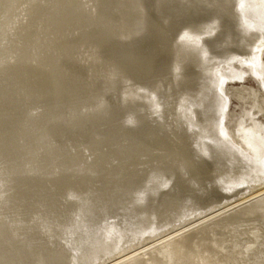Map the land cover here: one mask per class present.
I'll return each mask as SVG.
<instances>
[{
    "label": "bare ground",
    "instance_id": "1",
    "mask_svg": "<svg viewBox=\"0 0 264 264\" xmlns=\"http://www.w3.org/2000/svg\"><path fill=\"white\" fill-rule=\"evenodd\" d=\"M30 1L9 20L19 17ZM6 2L0 0L2 19ZM76 2L47 0L18 24L10 76L17 90L5 89L27 107L1 128L10 134L15 120L22 117L3 144L15 171H7L16 188L12 198L19 201L20 196L26 208L51 212L55 216L47 215L53 220L60 218L55 211L63 205L58 197L63 194L59 171L48 158L52 170L46 177L53 188L47 194L38 169L46 157L38 159L29 173L26 156L19 157L17 150L22 145L24 151L31 147L41 125L47 126L46 138L62 129L61 123L71 117L65 113L62 118V109L77 106V82L72 86L73 82H61L64 76L59 75L52 55L53 48L71 40L73 26L88 32L87 16ZM108 3L122 13L118 29L124 35L117 38L109 28H102V47L91 49L93 60L100 62L99 83L93 88L79 83L82 91L87 88L83 99L88 98L91 107L76 129L86 139L91 138L86 131L93 130V122L105 133L122 130L128 142L122 145L118 138L109 137L105 144L121 147L125 156H120V162L132 167L135 183L123 189L115 204L98 210L88 207L87 223L97 233L93 238L76 239L69 232L64 244L69 252L49 250L48 255H37L24 264H149L146 251L162 264H227L221 254L226 245L240 246L234 256L239 264H264V124L251 114L256 107L264 115V105L259 107L255 94L251 95L245 116L234 126V138L223 125L224 85L248 74L233 64L247 66L261 81L264 78L259 61L264 53V0ZM45 63H53L52 71L42 68ZM245 120L246 127L242 126ZM89 186H95V181ZM91 189L81 187V192ZM2 203L0 191V213L6 218ZM60 236L65 237V232Z\"/></svg>",
    "mask_w": 264,
    "mask_h": 264
},
{
    "label": "rangeland",
    "instance_id": "2",
    "mask_svg": "<svg viewBox=\"0 0 264 264\" xmlns=\"http://www.w3.org/2000/svg\"><path fill=\"white\" fill-rule=\"evenodd\" d=\"M45 1L47 0H32L27 2L19 11V17H15V19L11 18L10 20L9 18L16 14V10L21 7L26 0H7L2 8V10L5 11V16L4 19L0 16V21L2 20L1 23H3L0 27V129L3 126L7 128V126L11 124L10 120L13 115L18 114L22 108H27L24 102L19 101L17 95L16 98H13V93H10L13 89L17 90V85H12L10 83V80H12L10 77L12 66L15 61L13 59L14 51L17 43L14 38V33L17 30L16 27L32 10L37 7H44ZM76 3L79 5V8L82 6L83 15L87 16V23H89V25L86 26V30L88 32L84 30L85 27L83 29V26L79 28L73 26L72 28L74 29L70 32L71 40L67 44L61 45L59 48L60 50L58 48H53L52 55L53 57L56 56L54 62L56 66L59 67V75L64 76L61 82L68 81V84L73 82L71 86L72 84L75 85V82H77V85H75V94L78 96V100L76 99L75 103L77 106L75 105L76 108L73 107V109L70 107L62 109V118L65 113H67L66 118H68V114H70L71 117L69 116L67 120H64V123H61L62 129L53 130L47 138V134L44 132L47 126L46 128H43V125L38 127L36 131L37 134H34L35 137L33 136L32 138L34 141L29 143L31 147L26 148L30 151L28 155L27 150L24 151V149H21L23 145L17 150L19 157L24 158V155L26 156L24 158V166L27 167L29 173L33 172L31 168L34 164H38V159L45 160L46 157L47 161L45 163L39 162L42 167L37 168L41 173V180L45 186V190H47V194L50 189L53 188V184H51V181L48 182L49 178L47 179L46 177H49L48 174H51L52 170V167L46 164L48 158L52 161L53 168L59 171L60 180L62 182L61 191L63 194L61 197H58L63 200V205L55 212H58L57 216L60 218L57 217L58 219L53 220V218L48 216L49 213H52H48V211L42 208H40L42 210L39 211H35L37 209L33 208H26V206L23 205L24 200L21 199L20 196H18L21 200L20 202L16 198H12L16 188L8 172L11 171L12 174V171H15L12 169L11 161L8 164V159L3 151L4 149L8 152V148H5L3 144L7 141V137L9 138L15 133L16 126L18 124L20 125L22 121V117L20 116V120H15L17 123L13 126L10 134L7 131L3 133L0 130V157H2L3 162L2 164L0 163V179L1 182H4L9 188V191L7 189L5 190L7 186L3 183L5 187L3 185V190L1 191L5 194L6 199L2 211L7 220L3 214L0 213V251L5 253H3V255L0 253V264L30 263L37 255H48L49 250H65L69 252V250H66L64 244L71 232L76 236V239H82L87 235L93 238L97 233L94 235L96 228H92L90 226L92 224L87 223V221H90L88 211L91 212L88 210V207L98 210V208H102L104 204H115L114 202H118L119 198L122 196L123 189L129 187L133 182L135 183V174L132 167L125 162H120V156H122V159H124L125 156L121 147L112 145L107 146L105 144V139L109 137L118 138L122 145L128 142L129 139L122 134V130L113 129L110 133L108 131V133H105L106 131H102L101 127L93 122V130L86 131L91 138L86 139L83 135L84 133L77 132L78 129H76L80 126L78 124L82 121L81 119L89 114L88 111L91 107V104L87 105V101L90 102L88 98L83 99L85 95L83 92H86L85 90L87 88L82 91L83 87H81L80 84L83 85L86 82L87 87L93 88L96 83H99L96 79V75L100 67V62L93 60L91 49H93L94 46L102 47L104 43V36L100 37V35H102L100 34L102 28H109L111 33L114 32L118 35L117 38L123 37V30L118 29L122 23L123 15L109 7L108 0H77ZM102 16L104 19L101 25L100 18ZM7 23L9 24L8 32L6 35L2 36L6 30ZM116 28L117 30H115ZM2 38L4 40L3 42H1ZM259 58V61L264 67V53ZM45 64L46 65H43L42 68L48 67L49 71H52L51 67L54 66L53 63L52 65L51 63ZM233 68L237 70L242 69L248 74L241 80L226 81L224 85V95H226L225 97L227 98V105L223 125L232 138L235 136L234 126L239 119L245 116V109H247L250 104L251 95L255 94L259 107L264 105V78L261 81L250 74L247 66H241L236 62L233 64ZM6 86L9 88V94L5 92ZM261 110L255 107L251 110V114L256 116V120L264 124V115ZM247 125L248 122L246 120L243 121L242 126L246 127ZM38 137L43 139L39 141L37 139ZM118 158L120 159L118 160ZM3 160H6V162ZM27 169H25V171ZM93 180L95 181V186H89V183ZM261 184L264 185V183ZM19 186L21 187L22 184ZM81 187L94 189L87 190V193H84L81 192ZM99 189L100 192H98ZM73 193L75 195L71 196ZM248 194L249 193H245V196ZM239 196L241 195H238L236 199L239 198ZM234 199L229 200L228 203L233 202ZM49 203L50 201L48 204ZM14 215H16V217H14ZM28 215L37 220L31 227H26L31 225L25 221L28 219L26 218ZM17 217L20 218L19 222L22 220L24 223L25 231L16 227ZM70 225L71 229H69ZM86 230L89 232L88 234H86ZM241 230L244 231L246 228H241ZM61 232H65V237L60 236ZM18 241L21 242L19 243ZM239 249V245H226L221 252L224 257L223 262H227V264H239L238 260L234 258ZM144 257L149 264H162L160 260L151 256L148 251L144 253Z\"/></svg>",
    "mask_w": 264,
    "mask_h": 264
},
{
    "label": "trees",
    "instance_id": "3",
    "mask_svg": "<svg viewBox=\"0 0 264 264\" xmlns=\"http://www.w3.org/2000/svg\"><path fill=\"white\" fill-rule=\"evenodd\" d=\"M1 130V129H0ZM4 183V182H3ZM2 182H1V179H0V191L1 190H3L2 189V187H3V185L5 184H3ZM6 185V184H5ZM5 185H4V187H5ZM9 185V184H8ZM7 186V185H6ZM9 190V188H8V186L7 187H5V190ZM2 192V191H1ZM2 198H3V205H2V208H3V206H4V204H5V194L2 192ZM19 199V198H18ZM21 200L19 199V202H20ZM14 217H16V215H14ZM26 218H28V219H24L28 224H31V225H29V226H26V227H31V226H33L36 222H37V220L34 218V217H31L30 215H28V217H26ZM19 217H17L16 218V227L17 228H19V229H21L22 231H25L24 230V223L22 222V220L19 222ZM19 243L21 242V241H18ZM5 249H8V248H6V247H4Z\"/></svg>",
    "mask_w": 264,
    "mask_h": 264
}]
</instances>
